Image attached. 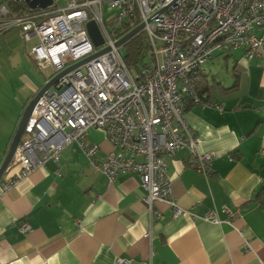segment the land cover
Segmentation results:
<instances>
[{"label": "crops", "instance_id": "1", "mask_svg": "<svg viewBox=\"0 0 264 264\" xmlns=\"http://www.w3.org/2000/svg\"><path fill=\"white\" fill-rule=\"evenodd\" d=\"M254 35L264 39V26ZM244 55L218 51L204 66L208 100L221 105L222 113L184 105L199 153L214 154L211 174L191 167L187 149L163 157L171 194L186 214L172 218L168 205L156 203L153 210L161 217L155 219L137 175L120 174L107 186L72 143L60 150L58 162L45 161L6 192L0 186V264H116L117 258L131 264L264 261V200L256 199L264 183V66ZM25 79L0 91L8 95L6 101L0 96V166L25 106L41 88ZM87 140L98 145L100 156L114 151L102 130H89ZM16 171L11 168L2 180ZM208 212L223 223L206 222ZM228 220L231 224L224 223ZM23 221L30 228L26 234L20 232Z\"/></svg>", "mask_w": 264, "mask_h": 264}, {"label": "built area", "instance_id": "2", "mask_svg": "<svg viewBox=\"0 0 264 264\" xmlns=\"http://www.w3.org/2000/svg\"><path fill=\"white\" fill-rule=\"evenodd\" d=\"M70 2L66 8L56 1L46 10L16 17L0 6V35L17 27L23 41L36 39L29 55L37 68L52 71L45 84L70 69L36 103L5 173L13 167L17 171L0 182L1 190H10L47 160L58 162L60 150L75 143L107 186L120 174L137 175L155 219L161 217L153 210L156 203L168 205L172 218L186 214L171 194L163 157L187 149L191 167L211 174L214 154L199 153L195 134L184 120V105L224 111L194 86L218 51L242 50L246 60L258 58L264 66V39L254 35L264 26V0ZM90 22L102 38L97 47L87 31ZM140 25L136 35L144 36L148 55L138 68L129 69L124 46L132 38L117 44ZM91 129L102 130L114 151L100 156L98 145L87 140ZM203 219L223 223L214 212ZM29 229L21 222L22 234ZM244 250H251L247 242ZM116 264L131 260L117 258Z\"/></svg>", "mask_w": 264, "mask_h": 264}, {"label": "rangeland", "instance_id": "3", "mask_svg": "<svg viewBox=\"0 0 264 264\" xmlns=\"http://www.w3.org/2000/svg\"><path fill=\"white\" fill-rule=\"evenodd\" d=\"M71 4L70 0H59L57 5L60 8H66ZM18 32V33H17ZM8 36V38H6ZM36 43V39L29 42L23 41L21 32L17 27H14L10 33L0 35V91L8 92L15 86L25 84L26 79H30L38 86H43L47 78L52 74L48 69L40 70L37 68L32 59L28 57V51ZM228 69L230 71L232 61L228 60ZM206 69V66H205ZM228 71V72H229ZM225 69L221 75L226 78ZM24 78V79H23ZM25 80V81H24ZM1 94L0 96H2ZM8 95H3V99H7ZM7 119L5 118V121ZM6 132V127H5Z\"/></svg>", "mask_w": 264, "mask_h": 264}, {"label": "water", "instance_id": "4", "mask_svg": "<svg viewBox=\"0 0 264 264\" xmlns=\"http://www.w3.org/2000/svg\"><path fill=\"white\" fill-rule=\"evenodd\" d=\"M59 1V0H24L25 5L28 7V9L30 11H38V10H46L47 8L51 7L53 5L54 2ZM87 27V31L88 34L90 36L91 41L93 42L94 46L97 47L100 44H102V38L100 36V33L96 27V25L93 22H90L86 25ZM142 28V25L138 26L137 28H135L134 30H132L131 32H129L126 36H124L119 42H118V46L124 45L128 40H130L131 38H133L137 33L140 32ZM100 53H98L97 55H99ZM76 67V66H75ZM70 69L61 72L60 74L54 76L53 78H51L46 84H44L33 96V98L31 100H29V102L27 103V105L24 108V111L20 117L19 123L17 125V128L14 132L13 138L11 140V143L9 145L7 154L5 156V159L2 163V165L0 166V181L1 178L3 177L7 167L9 166V164L12 161V158L15 154L16 148L20 142V139L24 133L26 124L28 122V119L36 105V103L38 102V100L40 99V97L42 96V94L47 91L48 89H50L51 87H53V85L57 82V80L63 76L66 72H68Z\"/></svg>", "mask_w": 264, "mask_h": 264}, {"label": "trees", "instance_id": "5", "mask_svg": "<svg viewBox=\"0 0 264 264\" xmlns=\"http://www.w3.org/2000/svg\"><path fill=\"white\" fill-rule=\"evenodd\" d=\"M4 5L9 12V17H16L29 12L28 7L25 3H15L11 0H0V6ZM125 57L124 61L129 69L138 68L139 64L146 60L148 53V46L146 44L145 38L142 34H138L128 41L125 46ZM215 56V55H214ZM203 76L201 74L197 75L194 81V86L199 94H206L207 99L209 98L208 89L205 83H203ZM191 104V103H190ZM192 105V104H191ZM2 181V178H1ZM0 181V182H1ZM256 199L258 201L264 200V183L260 187L256 194ZM264 204V201H261Z\"/></svg>", "mask_w": 264, "mask_h": 264}, {"label": "bare ground", "instance_id": "6", "mask_svg": "<svg viewBox=\"0 0 264 264\" xmlns=\"http://www.w3.org/2000/svg\"><path fill=\"white\" fill-rule=\"evenodd\" d=\"M12 29V28H11ZM18 29V28H17ZM9 31V30H8Z\"/></svg>", "mask_w": 264, "mask_h": 264}]
</instances>
